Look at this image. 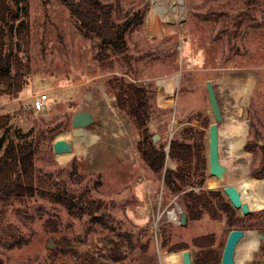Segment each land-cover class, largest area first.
Listing matches in <instances>:
<instances>
[{
	"label": "rangeland",
	"instance_id": "374dc122",
	"mask_svg": "<svg viewBox=\"0 0 264 264\" xmlns=\"http://www.w3.org/2000/svg\"><path fill=\"white\" fill-rule=\"evenodd\" d=\"M27 1L28 58L21 57V89L0 81V117L7 118L0 127V154L8 141L39 135L35 167L64 182L69 193L87 192L103 205L79 215L39 192L0 203L1 264H75L65 254L67 248L99 257L104 239L117 234H127L134 242L126 260L139 261L131 264H181L180 255L168 262L162 256L187 248L192 257V250L198 249L192 240L205 235L221 254L234 228L246 230L236 245L235 264H256L264 234V0H184L183 5L173 0L185 19L166 33L148 25L149 0H101L110 4L115 23H130L124 33L126 51L118 54L80 28L61 1ZM21 16L11 0L7 31L10 24L16 28ZM15 39L16 33L8 34L6 54L13 51ZM177 73V86L169 93L160 79ZM206 80L212 82L223 113L221 161L229 167L231 180L245 188V199L263 201L243 220L246 228L228 225L225 215L187 217L181 224L182 191L171 193L163 182L165 168L175 163L165 157L161 172L151 170L137 150L140 129L116 106L117 81L143 86L149 139L156 136L167 151L169 140L182 128L200 129L208 160V126L214 117ZM41 92L47 93L45 106L33 110L32 96ZM79 110L91 111L94 118L82 128L81 137L71 134L72 116ZM59 138L72 143L71 152H53ZM221 185L207 169L204 188L220 190L228 200ZM233 209L234 217L244 218ZM176 246L181 249H173ZM141 247L146 248L142 257Z\"/></svg>",
	"mask_w": 264,
	"mask_h": 264
},
{
	"label": "trees",
	"instance_id": "16d2710c",
	"mask_svg": "<svg viewBox=\"0 0 264 264\" xmlns=\"http://www.w3.org/2000/svg\"><path fill=\"white\" fill-rule=\"evenodd\" d=\"M13 1L18 9L22 10V16L16 28L13 29V25L10 24V29L7 31L11 0H0V81L11 82L14 90L18 91L21 89L25 73L23 70L25 65L21 62V57L24 55L28 58V1ZM59 1L64 3L78 20L80 28L99 38L100 42L113 53H125L124 33L130 27V23L128 21L115 23L112 20L110 4L103 3L101 0ZM12 33H16V39L12 43L14 52L6 54V38ZM12 72L13 76H11ZM113 90L116 106L131 116L140 129L141 137L137 142V150L148 167L159 173L163 168L165 157L175 163L174 168L169 166L165 168L163 182L171 193L182 191L180 201L187 217L197 220L205 214L212 218H222L225 215L228 225L246 228L243 220L248 215L243 216L244 218L234 217L235 210L220 190L204 188L208 167L202 144V131L193 127L182 128L178 135L169 140L168 150L165 151L162 144H157V141L154 143L153 137L149 139L148 136L149 114L145 95L147 89L133 83L125 84L117 81ZM6 124L7 118L1 116L0 127L4 128ZM38 141L39 135L34 139L23 137L16 142L8 141L4 145L0 154V203L4 206L10 202L11 198H22L25 195L30 196L39 192L42 196L63 204L70 212L79 215L90 214L100 209L103 205L102 201L91 200L87 192L79 195L69 193L64 182L57 180L50 172H43L35 167L33 155L38 147ZM261 151L262 169L264 170V142L261 143ZM261 213H264V208ZM49 225L48 223L43 224L45 229ZM254 227L258 228V226ZM261 240L259 250L255 253L258 257L256 264H264V234ZM192 241L198 248L192 250L193 264H219L221 254L217 249L211 248L213 238L205 235L195 237ZM134 246L130 236L117 234L116 237L104 239L105 251H101L99 257L78 252L73 247L67 248L65 254H68L69 259L75 264H131L139 261L138 257L126 260ZM141 248L140 256L142 257L146 248ZM173 249L179 250L181 247L176 246Z\"/></svg>",
	"mask_w": 264,
	"mask_h": 264
},
{
	"label": "water",
	"instance_id": "95a60500",
	"mask_svg": "<svg viewBox=\"0 0 264 264\" xmlns=\"http://www.w3.org/2000/svg\"><path fill=\"white\" fill-rule=\"evenodd\" d=\"M178 4L183 5L184 0H177ZM184 16H181L180 20L183 22ZM206 90L214 117V121L208 126V154L207 164L208 173L210 176H215L223 184V192L228 198V201L233 208L239 210L242 215H248L252 210L247 202L241 198L239 187L230 178L229 167L221 161L219 153V123L223 120V113L219 106L215 89L210 80L205 82ZM94 120L93 114L89 110L76 111L71 120V134L72 136H80L83 134L81 130L83 127L89 125ZM157 141V137L153 136V142ZM53 152L56 154L71 152L72 143L64 138L56 139L53 144ZM180 223L185 224L187 215L185 212L180 211ZM246 234V230L240 228L231 229L225 240V244L221 253L219 264H235L234 255L236 245L240 239ZM263 238V234L260 235ZM48 246L51 247V241L48 242ZM181 264H193L191 251L187 248L180 252Z\"/></svg>",
	"mask_w": 264,
	"mask_h": 264
},
{
	"label": "bare ground",
	"instance_id": "6f19581e",
	"mask_svg": "<svg viewBox=\"0 0 264 264\" xmlns=\"http://www.w3.org/2000/svg\"><path fill=\"white\" fill-rule=\"evenodd\" d=\"M149 1H150V4H149L148 11H147L148 25L151 27L154 26V29H156L157 31L161 33H166L168 31H172L176 29L177 24L179 23V20H180V9L179 7H177L174 1L173 0H149ZM160 81H161L159 82L160 84L163 83L165 85L167 92L173 93L172 91H173L174 85L177 86L176 84L178 83V73L174 75L171 79H160ZM81 136H83V134L80 135V137ZM214 178H216L219 181L217 177L214 176ZM220 183L222 184L221 187L223 188L224 183L222 182ZM244 189L245 188L243 186L239 187L241 198L243 199V201L247 202L251 208L253 206L262 207L263 201L260 200L258 197L253 196V201H248L247 199H245ZM169 216L173 220L176 219V213L173 210L169 211ZM179 255L180 253L178 254L174 251H170V252L165 253L162 256V259H163V262L173 261V259Z\"/></svg>",
	"mask_w": 264,
	"mask_h": 264
},
{
	"label": "built area",
	"instance_id": "2783aa9c",
	"mask_svg": "<svg viewBox=\"0 0 264 264\" xmlns=\"http://www.w3.org/2000/svg\"><path fill=\"white\" fill-rule=\"evenodd\" d=\"M31 108L34 110H41L45 106L47 93L41 92L32 96Z\"/></svg>",
	"mask_w": 264,
	"mask_h": 264
}]
</instances>
